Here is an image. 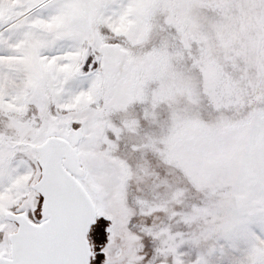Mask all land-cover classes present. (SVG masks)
Returning <instances> with one entry per match:
<instances>
[{
	"label": "snow or ice",
	"instance_id": "6c2138e0",
	"mask_svg": "<svg viewBox=\"0 0 264 264\" xmlns=\"http://www.w3.org/2000/svg\"><path fill=\"white\" fill-rule=\"evenodd\" d=\"M0 264H264V0H0Z\"/></svg>",
	"mask_w": 264,
	"mask_h": 264
}]
</instances>
